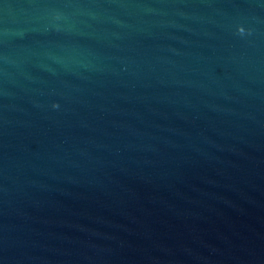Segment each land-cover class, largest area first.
I'll return each instance as SVG.
<instances>
[{
  "label": "water",
  "instance_id": "obj_1",
  "mask_svg": "<svg viewBox=\"0 0 264 264\" xmlns=\"http://www.w3.org/2000/svg\"><path fill=\"white\" fill-rule=\"evenodd\" d=\"M0 264H264V0H0Z\"/></svg>",
  "mask_w": 264,
  "mask_h": 264
},
{
  "label": "clouds",
  "instance_id": "obj_2",
  "mask_svg": "<svg viewBox=\"0 0 264 264\" xmlns=\"http://www.w3.org/2000/svg\"><path fill=\"white\" fill-rule=\"evenodd\" d=\"M241 31L243 32V29H241ZM53 107H57V105H52Z\"/></svg>",
  "mask_w": 264,
  "mask_h": 264
}]
</instances>
